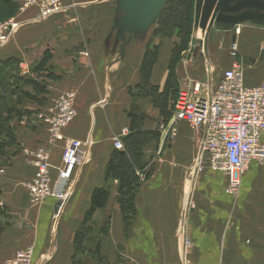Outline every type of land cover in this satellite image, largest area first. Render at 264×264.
<instances>
[{"label":"crops","instance_id":"0c3cea01","mask_svg":"<svg viewBox=\"0 0 264 264\" xmlns=\"http://www.w3.org/2000/svg\"><path fill=\"white\" fill-rule=\"evenodd\" d=\"M61 4L62 11L47 19H40L35 7L6 19L13 18L18 24L0 46L1 77L9 78L4 76L5 69L14 72L9 62L18 60L19 76L32 78V67L46 49L51 53L48 66L56 76L46 81L47 91L38 101L42 105L23 96V108L30 112L21 120H11L15 142L0 156V206L6 218L0 230V264L27 248L32 252L31 264H89L87 256L90 264L93 260L95 264H264L261 168L250 165L236 196L194 197L197 174L193 166L187 173L183 195L178 194L176 169L169 154L181 156L189 149L197 154L202 135L199 130L184 129L183 122L172 136L173 128L166 123L165 150L153 178L143 182L135 196L131 224L125 226L116 202L117 182L109 180L108 201L93 214L105 213L106 231L98 233L90 248L86 246V231L81 243L85 253L76 250L74 233L89 207L91 191L105 184L104 169L114 149L113 140L122 129L129 132L128 110L133 104L145 113L156 110L150 96L139 92L140 65L155 25L149 23L150 16L139 18L138 14L149 9V0H61ZM259 7L261 16L256 19L212 24L204 32L193 31L191 38L196 43L190 57L188 50L177 63V79L188 73L197 80L211 79L214 83L236 63L243 70L245 84L264 82V2ZM141 22L146 26L141 28ZM233 40L237 43L235 56L230 54ZM174 42V37L155 42L159 47L151 84L164 83ZM9 84L8 92L12 89ZM18 85L32 92L30 84L20 81ZM62 92L74 95L77 113L63 129L64 140L50 144L47 126L36 111L45 114ZM8 95L13 102L11 93ZM152 123L145 118L142 127L152 129ZM87 138L90 143L80 160L76 183L81 195L70 198L52 233L53 201L41 205L29 202L26 184L33 167L24 149L50 148L51 174L55 176L65 140ZM150 149L143 148V162ZM193 198H198L196 203Z\"/></svg>","mask_w":264,"mask_h":264},{"label":"built area","instance_id":"2783aa9c","mask_svg":"<svg viewBox=\"0 0 264 264\" xmlns=\"http://www.w3.org/2000/svg\"><path fill=\"white\" fill-rule=\"evenodd\" d=\"M18 5V14L35 7L40 19H47L63 9L61 0H18ZM17 24L13 18L0 22V46L11 36ZM236 53L237 43L233 40L230 54L235 56ZM179 83L177 97L169 106L168 124L183 122L201 132L194 169H198L203 155H206L208 167L225 178L226 189L231 196L238 194L242 176L253 163L261 168L264 181V82L253 86L245 84L243 70L235 63L224 70L214 83L211 79L197 80L188 73L179 78ZM76 113L71 92L60 93L45 114L37 113L47 126L50 144L64 140L63 129ZM173 133L174 129L170 130V136ZM125 134L127 130L124 128L121 135L114 138L115 149L123 148L121 138ZM89 143V138L84 141L65 140L61 165L56 168L55 176L51 174L50 148L24 149L33 167V175L26 184L29 202L33 205L49 200L53 204L61 202L58 212L51 214L52 233L74 192L80 174V160L86 156ZM31 253L30 248L17 251L8 264H31Z\"/></svg>","mask_w":264,"mask_h":264},{"label":"trees","instance_id":"16d2710c","mask_svg":"<svg viewBox=\"0 0 264 264\" xmlns=\"http://www.w3.org/2000/svg\"><path fill=\"white\" fill-rule=\"evenodd\" d=\"M18 6V0H0V22L13 16L15 13L18 14ZM193 12L194 0H166L159 11L156 24H154L155 26L151 32L152 35L159 34L162 38L164 36V38L174 37L175 39L168 59L167 74L161 86L153 85L150 82L152 67L157 61L159 44L147 43L143 53L140 65L139 92L141 96H150L151 104L157 110L159 119L161 120L160 125H165L168 122L171 115L169 106L177 97L178 86L175 68L181 60L183 53L187 52L190 48L189 44L193 32ZM50 58L51 53L46 49L40 60L32 67V78L19 76L16 70V68L18 69V60H11L9 62L12 70L14 66V72L10 71L8 67L5 69L4 76L6 78L9 75L8 77L11 82H8L9 78L6 80L2 78L0 73V153H2V150L6 146H11L15 142V128L11 125V120H21L23 114L25 115L30 112L23 108V102H21L23 96L42 105V102L38 101L47 91L46 81L54 79L56 76L48 66ZM20 81L30 84L32 92L23 90L18 85ZM8 84L12 88L10 92L7 91ZM9 93H11L13 101L10 106L8 105ZM127 116L129 118V132L121 138L123 148H114L111 151L104 169L105 184L95 187L91 191L89 207L84 211L80 222L81 229H77L74 233L73 244L76 249L80 247L84 233L86 232L83 226L90 221L94 212L97 209L104 208L108 201L109 180H116L117 182L116 202L121 211L125 226L135 216L133 200L141 184L138 170H142L145 166V162L142 161L143 147L145 144L158 139L160 125L152 129H144L142 127L144 116L139 107L134 104L128 110ZM146 174L147 172L145 173V177ZM1 213L3 211L0 210ZM106 227L100 228L99 232L105 233ZM1 228L2 222L0 221V230Z\"/></svg>","mask_w":264,"mask_h":264},{"label":"rangeland","instance_id":"374dc122","mask_svg":"<svg viewBox=\"0 0 264 264\" xmlns=\"http://www.w3.org/2000/svg\"><path fill=\"white\" fill-rule=\"evenodd\" d=\"M165 2H166V0H165ZM165 2L163 3V5L165 4ZM159 11L158 12L156 11V14H154V16L150 19V22H149L150 24L151 23L156 24V20H157ZM196 30H199V29L193 28V31H196ZM149 35H150L149 43H155V42L159 41L160 39L164 38V36L162 38V36L159 34L158 35H152V33H150ZM175 73H176V71H175ZM176 77H177V75H176ZM177 86H178V88H180L179 79H177ZM8 105L10 106V105H12V103L9 102ZM139 110L143 114L144 119L150 118V120L154 121V123H152L155 125V126L153 125L154 128L156 126L160 125L161 120L159 119L157 110L152 109L148 113L143 112L141 109H139ZM37 113H36V115H37ZM181 123L182 122H172V123H170L169 128H173L177 131L178 128L180 127L179 125ZM165 125H163V124L160 125L159 133H158V139L153 141V142H149V143L145 144L143 147L146 149L151 147V149H150V154L147 158V161L144 164L145 166L142 168V170H138L139 174H140L139 176L141 178L140 186L143 184V182L147 181L148 179L153 178V176L155 174V172H154V170L156 168L155 166H157L156 164L158 163L159 158L162 156V154L165 150V142H166V139L164 136V134H165L164 131L166 130ZM183 127H184V129H187L188 131H198L196 129H191L186 124H183ZM14 128H15V126H14ZM170 130H172V129H170ZM200 140H201V138H199L198 143H200ZM153 144H154V147H153ZM0 156H1V153H0ZM195 157H196V152H195V150H194V152L191 151V149H189L186 154L181 155V156H176L175 154H171V153L169 154L168 158L172 162L173 167L176 169L177 175L175 177V183H176L177 187L179 188L178 194L183 195V192L185 191L184 183H185L186 177L189 176L187 173L191 171V168L193 166H196L195 162H194ZM146 172L148 175L146 174V177H145ZM215 173H217V174H215ZM194 174H197V180L195 182V188H194V192H193L194 197L195 196L199 197V196L208 195V194H213L215 196L228 195L225 180L223 179V177L220 176V174H218V172H214L213 170H211L208 167V160L206 158V155H203V159L201 160L197 171L194 170ZM75 186L76 187H75L74 192L71 196V199L74 196L77 197L78 195H81L80 192L78 191V184ZM140 186H139V188H140ZM139 188L137 189L135 196L139 192ZM135 196H134V200H133L134 207H135ZM193 200L196 203V200H198V198H196V199L193 198ZM0 208H1L0 210L4 212V209L2 207H0ZM63 210H64V208H63ZM63 210H62V212L64 213ZM69 217L70 218L72 217L71 219L74 218L72 215H69ZM134 217L132 220H134ZM8 220H9V218H8ZM74 220L76 221V219H74ZM0 221L1 222L6 221L5 215L3 213L0 214ZM10 221H12V220H10ZM130 224H131V222H129L128 225H130ZM106 226H107V218H105L104 212L100 213L99 215H95V216L93 215L92 218L90 219V221L83 226V229H86V231H87L86 233L89 234L88 241L86 242L87 248L92 247V243L99 236L98 233H99L100 228L106 227ZM77 229H81V226L79 225V227ZM80 248L82 250H80ZM83 248H84V246L81 244L80 247H78L79 250L78 249H76V250L80 253V251L81 252L83 251ZM86 250L88 251V249H86ZM85 259H86V263L90 264L91 258L89 256H87ZM96 259L99 260V257L97 256ZM8 260L5 262V264H8ZM92 262L94 264L97 263V262H95V260H93Z\"/></svg>","mask_w":264,"mask_h":264},{"label":"water","instance_id":"95a60500","mask_svg":"<svg viewBox=\"0 0 264 264\" xmlns=\"http://www.w3.org/2000/svg\"><path fill=\"white\" fill-rule=\"evenodd\" d=\"M149 1V9L139 11V18L143 15H148L151 19L156 14V11L158 12L162 8L165 2V0ZM263 2L264 0H194L193 28L204 32L212 24H236L256 19L261 16L259 6ZM143 24L145 25V23L141 22V28L144 26ZM195 43V38H191L188 57H190ZM195 171H197V167ZM60 205V201L54 202L53 212L55 214L58 212Z\"/></svg>","mask_w":264,"mask_h":264},{"label":"bare ground","instance_id":"6f19581e","mask_svg":"<svg viewBox=\"0 0 264 264\" xmlns=\"http://www.w3.org/2000/svg\"><path fill=\"white\" fill-rule=\"evenodd\" d=\"M200 30V29H199ZM198 33V32H197ZM199 34V33H198Z\"/></svg>","mask_w":264,"mask_h":264}]
</instances>
